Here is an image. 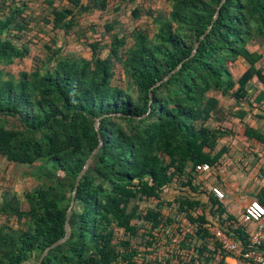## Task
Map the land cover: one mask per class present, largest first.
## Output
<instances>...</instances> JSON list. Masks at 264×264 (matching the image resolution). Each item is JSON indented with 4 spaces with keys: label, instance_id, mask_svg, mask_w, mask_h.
<instances>
[{
    "label": "trees",
    "instance_id": "16d2710c",
    "mask_svg": "<svg viewBox=\"0 0 264 264\" xmlns=\"http://www.w3.org/2000/svg\"><path fill=\"white\" fill-rule=\"evenodd\" d=\"M43 1L39 30L56 36L137 0ZM164 1L166 10H130L154 25L136 27L131 43L118 34L86 42L89 58L46 46L44 60L14 73L37 18L23 0H0V157L31 167L36 183L23 200L0 193V264H37L65 236L76 178L99 143L96 121L102 145L77 189L70 237L41 264H226L209 217L250 245L244 227L224 228L232 217L222 219L204 176L221 171L224 140L264 145V0H226L202 40L221 0ZM256 200L264 207V191Z\"/></svg>",
    "mask_w": 264,
    "mask_h": 264
},
{
    "label": "rangeland",
    "instance_id": "374dc122",
    "mask_svg": "<svg viewBox=\"0 0 264 264\" xmlns=\"http://www.w3.org/2000/svg\"><path fill=\"white\" fill-rule=\"evenodd\" d=\"M20 1L22 2V0ZM23 1L27 3L29 12L37 18V24H32L34 28L32 33H30L31 36L32 34L35 35V44L30 46L28 57L11 67V70L14 73L21 69L30 70L35 65L39 64L41 60H44L45 56L48 54V51L45 48L46 46L52 48H55V46L62 47L81 57L89 58L88 50L83 45L86 42L98 40L102 43H106L110 40L113 34H118L128 38L129 43H131L129 36L136 27L154 30V25L149 17L143 16L140 21L136 22V20L130 16V10L134 6L141 7L142 9L150 8L155 11L166 10L167 8L164 0L145 2L137 0L135 3H128L117 14L110 11L109 13L104 14L93 12L89 15H84L78 20L80 25L71 31L70 35L58 33L55 36V33L51 30H47L46 33L39 30L41 26H43L40 24L41 18L49 12L45 2L43 0ZM111 3L112 2H110V4ZM142 15H145V11H142ZM111 22L114 23V30L112 32H106L104 26ZM50 38L55 39V45ZM31 170V167L11 164L0 157V193L4 191L14 193L20 200H23L24 192L31 191L36 186L33 178L30 176ZM10 225L16 226V222L11 221Z\"/></svg>",
    "mask_w": 264,
    "mask_h": 264
},
{
    "label": "crops",
    "instance_id": "0c3cea01",
    "mask_svg": "<svg viewBox=\"0 0 264 264\" xmlns=\"http://www.w3.org/2000/svg\"><path fill=\"white\" fill-rule=\"evenodd\" d=\"M222 144L229 146V148L227 154L222 156L221 171L216 173L212 170L210 174H205L206 185L209 188L218 187L224 193L222 200L212 196L221 203L225 210L222 219L225 220L228 216L232 217V222L224 221V228L232 230L231 224L237 223L238 227L245 228V233H248L249 236V233L256 231L258 225H254V223L243 224L241 216L244 206L249 201L256 200L264 191V145L256 141L239 142V140H231V138L224 140ZM204 201L207 204L208 198H204ZM206 207V213H208L212 207L210 204H207ZM208 220L213 222L211 224L213 228L219 227L217 218L209 217ZM259 225L264 231V218ZM194 244H196L195 241ZM261 246L264 253V238ZM225 262L226 264H243L230 255L226 256Z\"/></svg>",
    "mask_w": 264,
    "mask_h": 264
},
{
    "label": "built area",
    "instance_id": "2783aa9c",
    "mask_svg": "<svg viewBox=\"0 0 264 264\" xmlns=\"http://www.w3.org/2000/svg\"><path fill=\"white\" fill-rule=\"evenodd\" d=\"M197 169L200 170V167H197ZM212 193L218 200L224 198V193L218 187H213ZM263 218L264 207L258 201L251 200L244 206L242 221L244 223H254V225H258L255 232L249 233L250 245L247 249H244V246L240 242L228 236L219 228H213L210 224H206L204 227L208 233L212 235V242H218L221 249L226 254L234 257H241L250 264H264V253L260 249L264 238V231L262 226L259 225ZM231 228L233 230L237 229V223H232Z\"/></svg>",
    "mask_w": 264,
    "mask_h": 264
},
{
    "label": "water",
    "instance_id": "95a60500",
    "mask_svg": "<svg viewBox=\"0 0 264 264\" xmlns=\"http://www.w3.org/2000/svg\"><path fill=\"white\" fill-rule=\"evenodd\" d=\"M225 1L226 0H221L222 3H220L219 7L217 8L216 13L213 16V20H212L211 25L207 28V30L205 31V33L200 37V40H202L210 32L214 21L217 19V16H218V13H219V9L225 3ZM198 45H199V43H197L196 48H197ZM195 51H196V49L193 50L191 56L194 55ZM187 59L188 58H186L185 60H187ZM182 63H180L173 71H171L164 78V80H168V78L172 74H174L175 72H177L179 70V68L181 67ZM94 126H95V130L97 132V137H98V142L99 143H98L97 147L91 152V154L88 157V159H87L84 167L82 168V170L80 171V173L78 174V176L76 178V182H75V185H74V188H73V191H72V195H71L70 205H69V208L67 209V212H66V221H65V225H64V231H65V234L64 235L65 236L63 238L59 239L58 241L54 242L53 244H51L47 248H45L44 251L41 253V255L39 257V259L37 261V264H41L42 261L46 258V256L50 252H52L53 250L61 247L63 244H65L68 241V239L70 237L69 219H70V215H71V210H72V208L74 206V200H75V196H76L77 189L79 187V184H80V181H81L82 177L87 173L92 159L98 154V152H99V150L101 148V145H102V139H101V136H100V133H99V128H98L97 121L95 122V125Z\"/></svg>",
    "mask_w": 264,
    "mask_h": 264
}]
</instances>
